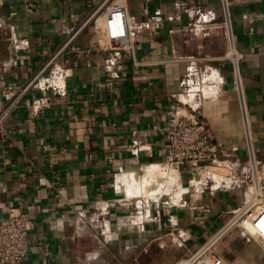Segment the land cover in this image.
I'll return each mask as SVG.
<instances>
[{"label": "crops", "instance_id": "obj_1", "mask_svg": "<svg viewBox=\"0 0 264 264\" xmlns=\"http://www.w3.org/2000/svg\"><path fill=\"white\" fill-rule=\"evenodd\" d=\"M2 1L0 87L14 88L33 77L76 34L63 52L69 60L67 95H51L48 108L35 114L40 93L32 90L0 135V223L10 207L33 218L24 264H179L197 251L242 203L243 191L187 195L186 206L162 204L161 220L141 225L126 200L133 198L127 174L140 178L150 163L165 159L166 128L191 58L220 70L222 92L205 102L202 113L214 140L230 156H245L231 65L222 59L228 44L221 0ZM119 1L133 25L154 23L135 30L134 47L122 54L120 76L110 78L104 74L105 53L97 47L101 32L83 24L97 8L104 12ZM197 9L217 16L206 25V34L188 29ZM231 13L244 53L245 100L255 147L264 159V0H232ZM183 182L188 183L185 169ZM106 200L114 204L109 212L95 208ZM170 214L177 217L175 224ZM203 264H264V249L236 227Z\"/></svg>", "mask_w": 264, "mask_h": 264}, {"label": "built area", "instance_id": "obj_2", "mask_svg": "<svg viewBox=\"0 0 264 264\" xmlns=\"http://www.w3.org/2000/svg\"><path fill=\"white\" fill-rule=\"evenodd\" d=\"M232 0H221L222 22L225 27L228 49L222 59L231 65L233 87L237 92L242 121L246 154L244 157L230 156L222 143L216 142L202 113L208 100H215L222 92L224 78L213 65H201L197 58L189 59L181 80V98L171 111V120L165 132L167 153L163 161H156L161 171H178L184 188L181 199L175 203L167 197L164 200H145L142 197L127 198L132 205L131 216L137 217L138 224L146 221L161 220V205L168 208L186 206L187 195L198 198L201 192L208 190H242V203L230 210L224 225L219 228L197 251L180 260L179 264H203L204 254L224 237L230 230L239 227L246 240H255L264 249V159L258 156L248 109L245 100V83L242 73L244 53L240 50L233 26L231 13ZM3 1L0 0V6ZM177 5H179L177 3ZM197 18L188 29L194 34H206V25L216 20L214 11L194 10ZM161 12H157L160 16ZM151 20L135 26L131 23L126 7L121 1L104 12L97 8L86 19L83 26L93 24L100 33L97 42L99 50L105 53L103 58L104 74L110 78L120 76L118 70L123 51L134 47L135 30H143L152 25ZM76 35V34H75ZM75 35L57 52L52 54L44 65L30 79L20 82L17 87H0V135L6 134L5 123L15 109L20 106L26 95L32 90L40 94L34 99L35 114L45 111L51 104V95L66 96L68 93V63L63 57L67 45ZM143 148V147H142ZM139 152V149H137ZM152 153L149 151V155ZM148 168V167H147ZM183 169L188 174V183L183 182ZM147 170V169H146ZM144 172V175L146 173ZM111 200L99 201L95 208L109 212ZM114 205V204H113ZM172 224L177 222L175 214L169 215ZM33 218L20 207H10L8 218L0 223V264H24L31 250L30 230Z\"/></svg>", "mask_w": 264, "mask_h": 264}, {"label": "bare ground", "instance_id": "obj_3", "mask_svg": "<svg viewBox=\"0 0 264 264\" xmlns=\"http://www.w3.org/2000/svg\"><path fill=\"white\" fill-rule=\"evenodd\" d=\"M161 166L154 164L148 166L146 173L142 177H135L132 173L127 174V178L131 179L132 185V196L133 197H142L145 200H164L167 194H170L172 201L175 203L179 202L184 191L183 186L181 185L180 173L178 171L164 172L159 168ZM160 176H168L171 188L165 187L167 180L165 182L161 181L158 178ZM162 177V178H164ZM167 177V178H168ZM129 181V180H127ZM169 184V183H167Z\"/></svg>", "mask_w": 264, "mask_h": 264}, {"label": "rangeland", "instance_id": "obj_4", "mask_svg": "<svg viewBox=\"0 0 264 264\" xmlns=\"http://www.w3.org/2000/svg\"><path fill=\"white\" fill-rule=\"evenodd\" d=\"M168 172H169V171H168ZM162 177H164V176H160V174L158 175V178H159L161 181H164V180H165V182H166V180H167V182L164 183V184H166L165 187H167V188L170 189L172 184H170V182H169V177H168V176H167L168 178H167L166 176H165L164 178H162ZM167 183H169V184H167ZM168 195H170V194H167L165 197H167ZM170 196H171V195H170ZM170 196H168L167 198H168V199H171ZM210 251H211V249H210L209 251H207L206 254H204V256H202V258H203V257L205 258L206 256H208V254L210 253ZM198 260H199V259H198ZM198 260H196L194 264H196V262H197Z\"/></svg>", "mask_w": 264, "mask_h": 264}]
</instances>
